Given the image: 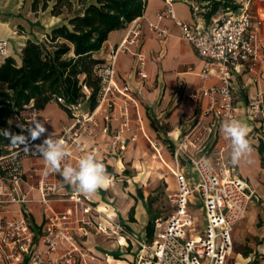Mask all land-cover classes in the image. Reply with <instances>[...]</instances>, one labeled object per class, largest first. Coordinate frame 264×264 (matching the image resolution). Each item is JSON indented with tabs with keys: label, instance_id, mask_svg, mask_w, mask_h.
<instances>
[{
	"label": "built area",
	"instance_id": "1",
	"mask_svg": "<svg viewBox=\"0 0 264 264\" xmlns=\"http://www.w3.org/2000/svg\"><path fill=\"white\" fill-rule=\"evenodd\" d=\"M192 11L198 14L199 6L193 3ZM158 18L172 20L181 37L193 46L202 60L201 75H215L220 80L219 84L201 87L189 95L193 99L205 98L206 104L172 148L175 167L169 168L177 186L175 192L167 195L172 211L167 216L154 217L152 240L148 243L128 232L122 222L101 209L89 195L77 190L61 193L58 182L45 176L28 181L38 167L32 163L27 173L24 159L40 156L34 144L41 140L8 144V151L0 154V264H92L98 256L81 243L91 233L127 236L138 246L133 264H228L234 226L250 204L262 200V194L248 180L233 174L234 168L224 156L226 149L232 150L231 141L220 146L215 141L222 122L238 120L232 70L243 64L254 66L260 60L257 40L264 22L254 19L252 0H241L237 8L221 10L209 28L179 17L171 0H166ZM148 25L158 36L169 34L166 26L151 21ZM141 36V22L136 17L129 22L124 39L114 47L109 58L94 66L98 90L91 111L78 114L75 112L79 102L67 105L74 121L64 126L59 136L53 137L62 141L68 152L61 168L77 166L88 154L96 157V149L87 148L79 137L82 123L93 122L98 111L105 112V119H109L110 113L116 110L120 122L115 136L119 140L121 134L131 132L130 140L136 139L129 122V106L135 100L116 79V61L117 54L128 50V45L138 42ZM6 47L7 40L0 38V54L6 52ZM137 55L135 72L145 79L146 58ZM28 110V114L20 111L13 117V126L25 136L34 120V109ZM247 116L251 119L264 116V96L256 94L249 98ZM150 143L155 150L153 156L158 157L160 147L153 141ZM32 190L38 192L37 198L30 196ZM193 193L203 212L202 229H196V220L189 213ZM58 201H68L71 205L57 211L51 204ZM34 202L41 205L44 214L46 226L40 230L28 221L29 205Z\"/></svg>",
	"mask_w": 264,
	"mask_h": 264
},
{
	"label": "crops",
	"instance_id": "2",
	"mask_svg": "<svg viewBox=\"0 0 264 264\" xmlns=\"http://www.w3.org/2000/svg\"><path fill=\"white\" fill-rule=\"evenodd\" d=\"M31 2L32 0H0V38L7 40L6 52L0 54V64L8 55L19 59L21 48L27 39L41 40L44 33L47 32L46 29L40 28L41 37L37 36L39 31L34 22L38 20L39 11L37 14L32 11ZM171 2L179 17L203 28H209L220 14L219 11L210 23H206L200 13H193L192 4L195 3L194 1L171 0ZM165 5L166 0H146L142 14L137 17L141 22V38L138 42L129 44L128 50L117 54L116 79L126 90L127 95L135 100V104L129 106V122L132 132L136 133V139L130 140L131 132L121 134L119 140L115 136L120 122L116 110L110 113L109 119H105V112H96L93 122L82 123L79 137L85 142L87 148L96 149L98 160L108 164L114 170V173L107 172V180L103 186L89 196L101 209L122 222L128 232L136 236H139L137 232L144 233L148 243L152 240V238L150 240L147 238L145 231L149 222L148 205H144L142 196V198L136 196L138 201H135L134 196H126L122 192V188L126 189L122 186V180L125 179L126 181V177L122 176V153L125 152L123 151L125 150V143L129 147L142 136L151 141L152 138L150 137L158 136L162 142L155 139L161 144L160 154L157 158L161 164L167 167H170L169 162H171L173 167L170 168H174L173 145L189 126L193 117L206 104L205 98L199 96L193 99L189 96L190 93L199 90L201 87L220 83L215 75L205 77L201 75V58L193 46L181 37L180 30L173 21L168 18H158V12ZM252 7L254 19H260L264 22V0H254ZM149 21L158 26H166L169 34L165 37L158 36L149 28ZM55 25L57 24L51 27ZM128 25L129 23L111 30L101 48L94 52V57L101 60L109 58L114 47L124 39ZM257 45L260 60L254 66L245 64L238 66L232 70L231 77L236 114L239 121L248 125V139L252 151L236 164L232 163L231 149H226L224 156L227 163L234 168L233 174L248 180L262 194V200L250 204L244 217L234 226L232 237L238 235L252 236L257 240L252 245V252L260 257L259 264H264V167L261 166L260 154L256 148L259 140H264V116H259L256 119L247 116L249 98L256 94L264 96V24L260 27ZM137 54H142L146 58L145 79L140 78L135 72L138 61ZM84 93L85 96L80 99L79 107L75 113L85 114L91 111L88 103L89 90L84 88ZM122 100L124 99L122 98ZM118 104L121 102L118 101ZM32 114L34 120L31 122V126L36 120L42 121L52 137L59 136L64 126H68L74 121V118L69 116L54 100L48 102L43 109L32 110ZM151 122L154 123V127L149 125ZM145 125L147 129H145ZM148 126L151 131H149ZM228 140L224 137L220 127L218 138L215 141L216 145H224ZM35 141H39V139ZM121 145L124 146L123 149L120 148ZM166 154L169 159H167ZM32 163H36L38 168L31 173L28 181L34 182L41 176H45L58 182L61 193L77 190L75 185L64 181L60 173L52 172L46 167L42 156L24 159L23 166L27 173H30L29 169ZM128 189L132 193L130 187ZM30 196L37 198L38 192L32 190ZM51 205L55 210L60 211L70 206L71 203L58 201L52 202ZM29 207V224L37 230L45 228L41 205L34 202ZM131 209L133 212L130 214ZM202 219L203 212L201 222ZM81 243L98 256V259L94 260L92 264H133L138 252L137 244L125 235L107 236L91 233L81 240ZM129 243L133 245V248L126 253ZM38 247L42 248V245L38 244ZM236 255L238 258L235 264H243V262L244 264H251L249 263L251 251L244 255L237 251Z\"/></svg>",
	"mask_w": 264,
	"mask_h": 264
},
{
	"label": "trees",
	"instance_id": "3",
	"mask_svg": "<svg viewBox=\"0 0 264 264\" xmlns=\"http://www.w3.org/2000/svg\"><path fill=\"white\" fill-rule=\"evenodd\" d=\"M51 0H32L31 9L36 14L46 10ZM200 8L206 23L221 10L235 9L238 0H192ZM80 11L66 16L63 22L50 28L41 40L27 39L21 48L19 59L12 55L0 64V130L23 134L13 126L14 114L25 109H43L54 100L72 117L68 104L77 103L89 90V108L96 104L98 79L94 66L102 60L94 57L111 30L128 24L140 16L146 0H78ZM71 12V0H55L50 8L52 15H60L63 9ZM12 140L0 134L1 145ZM256 148L264 167V140ZM107 172L114 173L108 164ZM133 209L130 210V214ZM149 222L145 227L147 238L153 234L151 208L147 206ZM132 219V216H130Z\"/></svg>",
	"mask_w": 264,
	"mask_h": 264
},
{
	"label": "rangeland",
	"instance_id": "4",
	"mask_svg": "<svg viewBox=\"0 0 264 264\" xmlns=\"http://www.w3.org/2000/svg\"><path fill=\"white\" fill-rule=\"evenodd\" d=\"M54 1L55 0H51L49 2V7L44 11L40 10L37 14L38 20L35 21L34 24L39 31V33H37L39 38L41 37L40 28L49 31L52 25L62 23L64 17L73 15L81 9V5L78 4V0H71V12L68 13L66 8H64L60 15H52L50 13V8ZM253 2L254 0H252V6ZM28 112H30V110L25 109L22 113L28 114ZM153 124L154 123L151 122L149 125L154 127ZM145 129H147L146 125ZM148 129L151 131L149 126ZM150 138H152V141L155 142L157 147H160V142H162V140L158 138V136H153ZM155 139L160 142L155 141ZM150 141L151 140L145 139L142 136L136 143L129 147H127L125 143V150H123L125 152L122 153V176L126 177V181L125 179L122 180V186L126 187V189L122 188V192L126 196H134L135 201H138L136 196L139 198L142 196L144 198V205H149L151 208V215H160L164 217L167 216L173 209L167 194L172 193L176 189V180L170 168L164 164H161L159 159L153 156L155 150L153 149ZM1 147L3 148V152L8 151V144H3ZM166 157L169 159L167 154ZM169 166L173 167L171 162H169ZM129 187L132 193L129 192ZM190 200L191 202L188 206L189 213L196 219V229H202L204 227V223L201 222L202 210L199 199L196 197L195 193H193L190 196ZM137 234L139 235L137 236L139 239L146 241L144 233L140 234V232H137ZM256 241L257 240L252 238V236H233L232 251L228 259V264H235L237 262V251H240L243 255L251 251L252 255L250 256L249 263L259 264L260 257L256 253L252 252V245ZM132 248L133 245L129 243L126 253L130 252Z\"/></svg>",
	"mask_w": 264,
	"mask_h": 264
},
{
	"label": "clouds",
	"instance_id": "5",
	"mask_svg": "<svg viewBox=\"0 0 264 264\" xmlns=\"http://www.w3.org/2000/svg\"><path fill=\"white\" fill-rule=\"evenodd\" d=\"M221 131L226 139L231 141L233 164L248 156L252 147L248 139L249 128L245 122L239 120H227L222 122ZM0 134L10 138L13 143H29L41 140L34 144V150L42 156L46 165L52 172H59L64 181L75 185L77 190L85 195H91L100 189L107 180V169L93 154H88L78 161L77 166L64 165L61 162L66 158L68 152L64 143L54 139L48 133L45 124L36 120L28 129L27 136L13 134L7 129L0 130Z\"/></svg>",
	"mask_w": 264,
	"mask_h": 264
}]
</instances>
